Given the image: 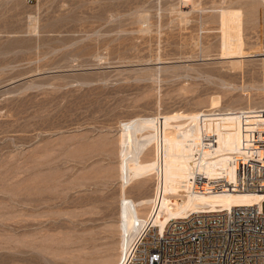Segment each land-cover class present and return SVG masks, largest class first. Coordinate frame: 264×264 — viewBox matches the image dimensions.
<instances>
[{"label": "rangeland", "instance_id": "obj_1", "mask_svg": "<svg viewBox=\"0 0 264 264\" xmlns=\"http://www.w3.org/2000/svg\"><path fill=\"white\" fill-rule=\"evenodd\" d=\"M261 107L264 0H0V264H117L125 197L164 223L259 198L192 183Z\"/></svg>", "mask_w": 264, "mask_h": 264}, {"label": "built area", "instance_id": "obj_2", "mask_svg": "<svg viewBox=\"0 0 264 264\" xmlns=\"http://www.w3.org/2000/svg\"><path fill=\"white\" fill-rule=\"evenodd\" d=\"M252 111V112H251ZM246 146L236 154L231 177L197 174L195 192L254 194L253 204L194 211L147 224L127 245L118 264H264V107L245 110Z\"/></svg>", "mask_w": 264, "mask_h": 264}, {"label": "bare ground", "instance_id": "obj_3", "mask_svg": "<svg viewBox=\"0 0 264 264\" xmlns=\"http://www.w3.org/2000/svg\"><path fill=\"white\" fill-rule=\"evenodd\" d=\"M216 128H218V127H216ZM215 130H218V129H215ZM219 133H220V131L218 132V134ZM211 134L213 135V133H211ZM215 137H216V135H215ZM246 199L247 200L244 202H235L233 205L227 204L224 206H216V205L206 206V207H215L212 209L211 208H204V207L198 208L196 210H191V211L185 213L184 215L189 214L190 212H194V211H213V210H221V209L228 208V207H231L234 205L253 204V203L257 202L259 198L255 199L254 197H248ZM119 221H120L119 227L121 230L122 244H121V253H120V256L118 258L119 260L117 261V264L119 263V261L121 259L123 251L125 250V248H127V245L134 241V239L138 235L139 231L141 229H143L147 224L157 226L160 229H162L163 226L165 225V223L163 222V219H162L161 208L155 210L150 215L144 217L139 213V210H138L135 202L133 200H131L130 198H127V197L122 198V203H121V206L119 209Z\"/></svg>", "mask_w": 264, "mask_h": 264}]
</instances>
